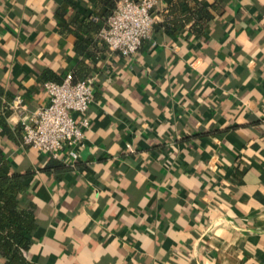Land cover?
I'll list each match as a JSON object with an SVG mask.
<instances>
[{
	"label": "crops",
	"instance_id": "1",
	"mask_svg": "<svg viewBox=\"0 0 264 264\" xmlns=\"http://www.w3.org/2000/svg\"><path fill=\"white\" fill-rule=\"evenodd\" d=\"M117 1L0 0L4 100L26 105L8 107L11 126L48 103L46 77L96 78L69 170L0 134L11 171L30 173L26 257L264 264V0H221L202 34L185 18L215 0H158L153 38L129 58L97 37Z\"/></svg>",
	"mask_w": 264,
	"mask_h": 264
},
{
	"label": "built area",
	"instance_id": "2",
	"mask_svg": "<svg viewBox=\"0 0 264 264\" xmlns=\"http://www.w3.org/2000/svg\"><path fill=\"white\" fill-rule=\"evenodd\" d=\"M157 4L158 0H118L103 20L97 37L110 50L132 57L145 40L153 38ZM95 83V76L76 80L72 72L61 81H45L49 101L21 120L23 144L74 165L90 125L87 112L94 100ZM8 107L26 110L21 95L15 96Z\"/></svg>",
	"mask_w": 264,
	"mask_h": 264
},
{
	"label": "trees",
	"instance_id": "3",
	"mask_svg": "<svg viewBox=\"0 0 264 264\" xmlns=\"http://www.w3.org/2000/svg\"><path fill=\"white\" fill-rule=\"evenodd\" d=\"M220 3L221 0H215L210 6H206L203 2H196L190 8L185 21L193 19L192 29L195 33L202 34L206 25L220 11ZM115 5L116 2L108 12L109 14ZM167 19L166 26L169 28L171 24L167 23L169 21ZM182 25L184 23H177L176 26ZM45 79L61 81L62 77L49 76ZM4 99L7 100L5 88L0 83V134L2 137L20 143L23 141V126L21 123L16 126L8 123L6 113L9 102ZM47 167H54L61 172L70 169L65 162L53 157ZM28 175L30 173L11 171V160L7 157L5 146L0 145V258L4 259L2 264H30L26 252L32 244L31 234L37 228V222L34 216L35 204L31 200H24L30 188Z\"/></svg>",
	"mask_w": 264,
	"mask_h": 264
}]
</instances>
